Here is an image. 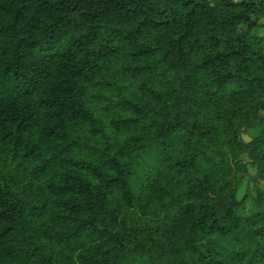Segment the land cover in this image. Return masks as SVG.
<instances>
[{
    "label": "trees",
    "instance_id": "obj_1",
    "mask_svg": "<svg viewBox=\"0 0 264 264\" xmlns=\"http://www.w3.org/2000/svg\"><path fill=\"white\" fill-rule=\"evenodd\" d=\"M263 16L0 0V264H264Z\"/></svg>",
    "mask_w": 264,
    "mask_h": 264
},
{
    "label": "rangeland",
    "instance_id": "obj_2",
    "mask_svg": "<svg viewBox=\"0 0 264 264\" xmlns=\"http://www.w3.org/2000/svg\"><path fill=\"white\" fill-rule=\"evenodd\" d=\"M256 30H257V31H256ZM254 32H255L257 35H258V34H260V35H261V34L264 35V34H263L264 31L259 30V28L255 29ZM259 128H260V125H259V124H256V125H254V127L248 129V130L246 131V133L243 134V136H242L243 139L246 140V141L252 139V138L256 135V133H257V131L259 130ZM252 188H253V184H252V182L248 179V177L243 176V178L241 179V183H240V185H239V188H238V190H237V193H236V194H237V198H238V199H242L246 193H249V195H250V194L253 195V194H254V191L252 190ZM251 195H250V196H251ZM244 207H245V210L248 209V208L250 207V198L247 199V200L244 202Z\"/></svg>",
    "mask_w": 264,
    "mask_h": 264
},
{
    "label": "crops",
    "instance_id": "obj_3",
    "mask_svg": "<svg viewBox=\"0 0 264 264\" xmlns=\"http://www.w3.org/2000/svg\"><path fill=\"white\" fill-rule=\"evenodd\" d=\"M260 22L262 23V27H260L259 28V30H262V31H264V16L260 19ZM257 31V30H256ZM264 34V33H263ZM259 36H262L263 37V39H264V35H260V34H258Z\"/></svg>",
    "mask_w": 264,
    "mask_h": 264
}]
</instances>
